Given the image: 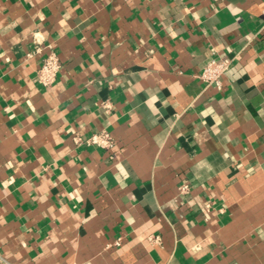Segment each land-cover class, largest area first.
<instances>
[{
  "label": "crops",
  "instance_id": "crops-1",
  "mask_svg": "<svg viewBox=\"0 0 264 264\" xmlns=\"http://www.w3.org/2000/svg\"><path fill=\"white\" fill-rule=\"evenodd\" d=\"M85 263L264 264V0H0V264Z\"/></svg>",
  "mask_w": 264,
  "mask_h": 264
},
{
  "label": "built area",
  "instance_id": "built-area-1",
  "mask_svg": "<svg viewBox=\"0 0 264 264\" xmlns=\"http://www.w3.org/2000/svg\"><path fill=\"white\" fill-rule=\"evenodd\" d=\"M231 64L232 59L213 58L201 70L199 77L208 86L214 85L218 88H222L223 76L230 69ZM61 68L62 62L60 57L55 52L47 53L43 59L42 65L37 70L38 81L46 87L51 86L56 81ZM75 139L78 143H85L87 145L97 146L106 150H111L116 146L114 136L105 129L93 133L85 139L80 136H76ZM190 191L191 186L187 182L182 183L179 187V193L181 195H187ZM203 204L207 210L212 209L214 206L213 202H205Z\"/></svg>",
  "mask_w": 264,
  "mask_h": 264
}]
</instances>
